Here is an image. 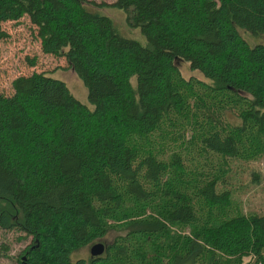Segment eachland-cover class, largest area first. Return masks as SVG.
<instances>
[{"label":"trees","instance_id":"obj_1","mask_svg":"<svg viewBox=\"0 0 264 264\" xmlns=\"http://www.w3.org/2000/svg\"><path fill=\"white\" fill-rule=\"evenodd\" d=\"M105 4L0 0V34L29 15L93 104L46 71L0 92V226L32 235L20 262L264 264V210L223 186L232 160L264 157V0H115L147 45Z\"/></svg>","mask_w":264,"mask_h":264},{"label":"rangeland","instance_id":"obj_2","mask_svg":"<svg viewBox=\"0 0 264 264\" xmlns=\"http://www.w3.org/2000/svg\"><path fill=\"white\" fill-rule=\"evenodd\" d=\"M115 0H97L98 3L107 2L100 6L101 12L110 15L116 22L120 32L128 37L148 44V39L138 26H132L124 9L113 5ZM0 34V92H13L12 81L19 75L30 74L35 71H46L54 77L67 82L70 89L84 103L93 107L88 97V88L81 77L71 68L66 57L44 52L38 27L29 15L19 19L6 20L1 23ZM242 35L255 44L263 40V35H254L249 30H241ZM261 39V40H260ZM260 40V41H259ZM36 58V62H31ZM177 63L185 76L195 75L205 78L199 69H192L189 61L177 59ZM136 83V77H134ZM230 121L239 122L240 119L231 111L226 115ZM223 186L231 190L234 204L247 214L260 213L264 210V157L255 160L235 159L227 172ZM111 233L110 236H113ZM32 241V235L26 234L17 227L3 228L0 226V264H22L20 253ZM93 244V243H92ZM86 245L78 249L75 257L86 260L91 255L90 247ZM252 261L246 257L245 262Z\"/></svg>","mask_w":264,"mask_h":264},{"label":"water","instance_id":"obj_3","mask_svg":"<svg viewBox=\"0 0 264 264\" xmlns=\"http://www.w3.org/2000/svg\"><path fill=\"white\" fill-rule=\"evenodd\" d=\"M105 250H106V244L101 240L94 242L90 247V251L92 255H101ZM28 264H32V263H28Z\"/></svg>","mask_w":264,"mask_h":264}]
</instances>
